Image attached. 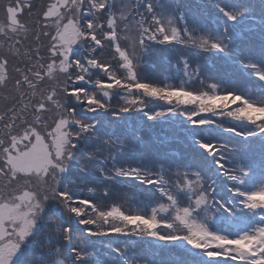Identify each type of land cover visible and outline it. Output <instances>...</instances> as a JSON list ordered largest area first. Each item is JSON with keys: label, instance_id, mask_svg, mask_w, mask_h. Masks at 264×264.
Instances as JSON below:
<instances>
[{"label": "snow or ice", "instance_id": "obj_1", "mask_svg": "<svg viewBox=\"0 0 264 264\" xmlns=\"http://www.w3.org/2000/svg\"><path fill=\"white\" fill-rule=\"evenodd\" d=\"M50 0L35 10L33 0H0V264H13L14 258L43 222L46 231L41 243L42 259L35 264H85L93 256L87 250L84 235L77 236L70 225L59 221L49 211V202L59 205L69 220L76 218L85 226L87 236L120 235L152 238L160 242L185 241L195 249L203 250L210 260L223 258L236 264H264V186L251 192L231 188L242 199V210L258 215L260 223L239 235L229 238L209 230L207 221L214 218L209 211L201 218L200 210L232 209L213 196L211 183L196 170L179 164L159 165L153 170L139 163L117 162L148 143L150 130L132 136L119 134L115 120L122 114L143 113L148 120L168 116H182L190 125L203 128L217 125L212 117L230 118L253 125L252 130L230 127L225 131L240 137L264 134V103H254L244 96L224 90L218 82L210 91L190 88V82L205 79L199 66L190 64L181 56L184 80L179 85L161 83L146 77L144 65L153 45H178L191 49L197 55L227 53L231 35L225 27L213 34L202 24L186 17L179 0ZM228 21L235 22L245 9L224 8L217 5ZM37 26L29 28L23 17ZM39 19H33L34 17ZM43 21V23H41ZM45 29L39 31L38 29ZM51 30V31H50ZM29 33L37 42L35 48H26L24 67L17 66ZM41 36L47 38V57L40 54ZM89 45L82 59L72 56L77 44ZM107 51L109 59L100 57ZM253 75L264 81V69L256 64L240 61ZM193 71L190 73L189 68ZM93 70L103 72L106 80H90ZM80 82L91 83L95 91L77 87ZM41 84H46L40 88ZM48 89H51L49 91ZM7 92V95L4 93ZM123 95V103L112 104L114 93ZM144 98L168 105L164 110L145 111ZM35 101V102H34ZM71 101V103H70ZM237 106L232 108L231 105ZM75 105V106H74ZM194 105L193 108L187 106ZM89 113L111 112L113 121H105L107 132L97 130V120H88L77 114V107ZM184 106V107H181ZM32 109L34 118L26 114ZM45 116L42 134L36 127ZM52 123H47L48 119ZM21 125H26L21 133ZM54 125V126H53ZM196 144L209 156L221 175L237 185L243 184L249 170L237 164L228 167L225 161L234 146L217 141L204 142L194 137ZM87 141V144L83 142ZM80 148L81 152L77 153ZM73 161L81 176L95 169L106 180H135L152 186L158 194L149 211H125L112 198V184L104 186L102 194L84 195L87 182L80 184L70 169ZM131 187V185H126ZM94 193L95 189L87 188ZM188 195L187 203H180L178 195ZM119 196V193L117 194ZM162 198V199H161ZM111 200V206L107 201ZM161 201H167V206ZM183 205V206H181ZM167 212V215H160ZM179 225L184 226L182 231ZM70 245L68 252L65 246ZM122 264H153L133 248V242L114 248Z\"/></svg>", "mask_w": 264, "mask_h": 264}, {"label": "trees", "instance_id": "obj_2", "mask_svg": "<svg viewBox=\"0 0 264 264\" xmlns=\"http://www.w3.org/2000/svg\"><path fill=\"white\" fill-rule=\"evenodd\" d=\"M48 0H33L35 5V10L39 9L42 5L46 6ZM180 6L184 9L186 17H191L194 19L195 22L201 23L203 22L202 15L204 13L210 14L211 17L215 18L219 25L221 23L227 22L225 15L222 12H215L211 6L216 7L220 5L224 8H231V9H245L244 15L253 16V17H260L263 20L264 17V0H179ZM140 8H143V0H141ZM219 9V8H218ZM241 17V16H240ZM0 19H3V13L0 12ZM33 19H39V17H34ZM22 22H26L29 28H37V26L29 20L26 16L22 18ZM43 23V21H41ZM228 23V22H227ZM39 31H44L45 29L39 28ZM51 31V30H50ZM217 33H220L218 31ZM216 33V34H217ZM24 43V47L20 48L21 55L16 58L17 66L24 67V64L27 62L24 60L23 53L26 48H35L37 46V42L34 41V37L31 33H29V37L27 40H24L21 37ZM252 41H250L251 43ZM253 43V42H252ZM40 44V54L42 56L47 57V38L41 36ZM89 45L85 43L83 46L77 44L73 51L72 56L75 58L82 59L86 56L87 49ZM254 47V46H253ZM157 52V51H156ZM152 53V52H151ZM158 54V52H157ZM148 55H151L150 52ZM101 59H109L107 51L100 57ZM172 58V56H171ZM158 62L157 58L154 57L153 60H149L148 63L144 65V73L148 79L161 82V83H170L173 85L181 84L180 78V66L178 59H176V66L170 70H166L159 65L156 66ZM152 64H155L153 67ZM233 80L239 82V84H243L244 80L237 74L236 68L233 67ZM231 72L230 76H226L229 80L232 79ZM96 79H104L105 77L103 72H99L97 70H93L90 75V80ZM46 84H41L40 88L46 87ZM77 87L86 88L88 91H95V87L91 83L87 82H80ZM206 89L205 87H202ZM51 91V89H48ZM7 95V92L4 93ZM123 95L121 93H114L112 96V104L114 107H118L121 103H123ZM145 101L150 104L149 99L151 98H144ZM35 102V101H34ZM71 103V101H70ZM75 106V105H74ZM77 107V114L88 120H97L100 123L98 124L97 130L99 132L105 133L107 132V128L103 127L105 121H113L111 112H96V113H89L83 109V106H76ZM169 107L168 105L162 103L161 110L166 109ZM184 107V106H181ZM188 107V106H187ZM145 111H154L150 109H145ZM50 113H43L41 114L42 119L36 127L38 130L41 131L42 134H46V131L50 129H44L43 124L45 123L44 117L49 116ZM181 116H168L159 120H148L147 117L144 116L143 113H125L122 114L118 120H115L114 123L116 125V131L119 134L132 136L136 132H143L145 130H150L151 135L149 137L148 143L141 148L128 153L123 157H117V162H127L129 164H136L139 163L140 166H148L151 167L153 170L156 169L157 166L163 164L165 166L170 164H178L179 161H176L172 156L165 154L166 148H179L182 150V146L179 145L177 142H169V137L173 135H180L184 137L180 133L176 131L175 126L168 122V120H179ZM34 118V114L32 109H29V112L26 114V119L31 121ZM47 123L51 124L52 121L49 118ZM54 126V125H53ZM26 125H21L20 131L22 133L23 128ZM190 131V130H189ZM194 134L198 135L203 138L202 132L192 131ZM191 132V133H192ZM192 133V134H193ZM217 134V133H215ZM207 138V137H205ZM209 141V140H206ZM87 144V141L83 142ZM81 149H77V153H80ZM184 152H187L184 151ZM188 154L191 155L193 161H195L194 156L195 153L193 151H188ZM186 164H188V160L186 158ZM98 162H93L92 164V173L81 176L78 174V165L75 161H73V165L70 169L73 178L77 181V184H80L81 180L86 181L87 188L95 189L94 193L87 192V188L84 190V195H99L102 194L104 186L112 184V198L117 199L116 203L122 204L123 209L125 211H149L152 206L155 205L157 196L153 195V192L147 191L144 188H140L137 184L132 183L131 181H124L118 180L110 182L103 178L98 172L95 171ZM126 185H131V187H126ZM119 193V196L117 195ZM108 206H111L112 201L109 200L106 202ZM49 211L54 212L56 217L59 219L60 222L70 225L73 232L77 233V236L84 235L85 239L87 240V250L93 253V256L90 257L85 264H122L121 258H118L115 252L111 251V248H119L129 243V241L133 242V248L137 251L144 259H149L153 262V264H171L172 261H181L182 258L180 256H176L175 258L166 259L164 257L156 258L154 255L150 254L146 250V246L143 245L144 240L141 238L135 237H124L120 235H108V236H87L85 235V226L80 225L76 218L68 219L62 213V210L59 208L55 202H49ZM46 228L43 225V222L37 226L36 232L28 238L26 243L21 247L20 251L17 253L16 257L14 258V264H35V261H39L42 259V249L40 247L41 243L44 242V232ZM70 245L65 246V251L68 252ZM162 255V254H161ZM188 264H192L190 261Z\"/></svg>", "mask_w": 264, "mask_h": 264}, {"label": "rangeland", "instance_id": "obj_3", "mask_svg": "<svg viewBox=\"0 0 264 264\" xmlns=\"http://www.w3.org/2000/svg\"><path fill=\"white\" fill-rule=\"evenodd\" d=\"M213 8V7H212ZM214 9V8H213ZM221 14V13H220ZM247 25V23H245ZM242 23H238L236 25V28H240L241 26H245ZM213 30L217 31V28L213 27ZM257 30L264 34V28L262 27H257ZM246 32V31H245ZM231 39L227 41L228 43V52L227 53H210V54H205V55H197L193 53L192 51L187 49V53L190 55L189 61L192 63L194 62V66H202L206 70H201L202 77L203 76H210L213 80L211 79H205L204 84L210 85L213 82H218L221 87L224 90H228L226 87L225 83L222 81V76L220 79H218V76L215 73H212L215 68L218 65H227V57H241V58H252L256 57V53L252 51L250 47H244V40L236 38L234 33H230ZM172 48L170 46L169 50ZM175 48V47H173ZM256 59H258L256 57ZM162 59H160L161 61ZM158 61L156 64L160 63ZM257 62L260 63L258 67L260 69H264V60H258ZM155 65V64H153ZM242 77L251 83V85L245 87V84H239V82L235 83V86L240 87L239 93H243L246 95L247 99L251 100V102L254 101V103H264V88L261 87L257 81L250 79V78H245L243 75ZM204 78V77H203ZM236 81V80H235ZM234 81V82H235ZM229 84L231 87H234L232 82L229 80ZM253 84V85H252ZM236 89V87H234ZM200 90V89H199ZM243 91H246L244 93ZM237 105L231 106L232 108L236 107ZM195 107V106H193ZM190 107V108H193ZM212 119L216 120L217 123L222 124L224 128L226 127H235L238 130H252L253 125L247 123L244 124L245 122H238L234 123L235 121L231 122L232 119L230 118H218V117H212ZM184 125H185V132L191 133L192 131L202 132L205 133L207 138L203 137L201 140H209L208 142L211 141H217L221 143H227L229 145L234 146L235 151L228 154V159L225 161L228 167H235L238 163H236V158H240L239 165L244 166L246 169L249 170V175L246 177L245 181L247 180L248 185L246 183L240 184L238 186L235 182L230 181L227 179V177L221 175L220 169L216 167L214 160L208 158L206 155V152L204 149L202 150L199 148V150H194L196 156H197V161H193L192 157L187 154V160H188V169L196 170L199 171L210 183L212 188L214 189V192L212 193L215 198L218 200L223 201L228 208H238V205L233 203L232 198H235V202H239L241 197H236V195L232 192L229 191L228 188H235L239 187L240 190L242 189L244 192H251L256 189H258L261 186H264V134H259L253 137H238L237 139H234L235 137L232 134H228L226 136L224 135H217L215 132H213L210 128L212 126H206L203 128H197L193 127L192 125L189 124V122L185 119L184 120ZM190 131H187V130ZM207 132V133H206ZM193 133V132H192ZM194 134V133H193ZM196 135V134H195ZM200 135V134H199ZM200 138V137H199ZM242 138H245L246 140H242ZM232 156L236 157L233 158ZM244 181V182H245ZM231 206V207H230ZM211 211L214 213V218L211 219L210 221H207V226L209 230L225 235V236H230V238H236L242 233L249 231L253 227H255L258 223H260L259 217L257 214L253 212H248L247 210H242L240 213V218H239V223L241 226L236 227L232 223L235 222L233 219V216L230 214L226 213L223 209H221L219 212H216L215 209H209V210H200L199 216L201 218L206 217L208 215V212ZM232 214H234V210H232ZM225 221H227L230 225L225 224ZM234 230V231H231ZM231 231L230 235L229 232ZM200 252L199 250L195 249V253ZM201 253V252H200ZM201 256L196 255V260L198 259L200 261L199 264H203V259ZM211 264H217V263H211Z\"/></svg>", "mask_w": 264, "mask_h": 264}, {"label": "clouds", "instance_id": "obj_4", "mask_svg": "<svg viewBox=\"0 0 264 264\" xmlns=\"http://www.w3.org/2000/svg\"><path fill=\"white\" fill-rule=\"evenodd\" d=\"M257 115H261V114H264V113H256Z\"/></svg>", "mask_w": 264, "mask_h": 264}]
</instances>
